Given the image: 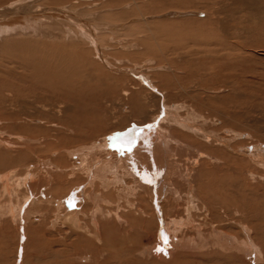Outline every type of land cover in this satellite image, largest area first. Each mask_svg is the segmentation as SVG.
Wrapping results in <instances>:
<instances>
[{"label": "rangeland", "instance_id": "rangeland-1", "mask_svg": "<svg viewBox=\"0 0 264 264\" xmlns=\"http://www.w3.org/2000/svg\"><path fill=\"white\" fill-rule=\"evenodd\" d=\"M17 6L22 9H18L19 11H24H20L21 14L16 15L21 18L14 15L15 25H20L19 23L22 24L24 21L25 25L33 24L35 27L32 26L34 29L30 28L31 31L27 28L24 30L25 32L17 29L0 34V50H2L0 51V136L9 142L18 143L21 140L20 144L22 139L27 138L26 140L30 141L28 144L32 143L30 147L36 151L38 160L44 161L49 158L52 163L59 164L60 170L50 172L55 181V185L51 183L52 185L48 187L47 192L50 191V193L44 192V196L39 195L40 201L37 200L36 195V201L31 203V208L29 207L28 210L30 215L25 211L26 214L21 217L25 222L29 221L27 222L28 225L25 223V225H21L22 228L20 225L18 227L17 224L15 225V228L20 227V231L25 233H23V238H18L17 230L14 229L13 231L14 227L9 228V219L4 226H0V264H82L81 261L79 263L78 260L73 259L74 248L70 245V241H67L69 238H66L65 241L63 237L71 236L68 234L72 232L71 226L75 221L74 216L78 217L85 225L90 224L91 215L89 212L91 213L97 205L87 199L88 190L83 192L81 189L86 183L85 176L81 173H76L75 176L71 174V163L78 159L73 158L72 161L69 160L70 162H68L65 157L67 155L64 154L65 150L73 151L79 148L96 147L105 142L104 140L108 136L125 132L136 126H148L164 106L170 109L172 104L175 106L179 104L194 105L195 108H191L197 109L200 113L203 120L202 122L200 119V122L204 124L203 126L200 123L201 127L206 128V130L202 128L203 130L208 131L212 127L216 131V135L219 134V136L224 137H229L225 132L227 129L234 131V134L230 135L234 139L231 144L241 147V151L236 153V157H226L223 154L221 158L235 160L233 159L235 157L238 162L247 167L250 162L247 160L249 159L247 154L255 151V147L262 149L261 153H264V0H0V11L4 7V9H12ZM59 9L64 10L68 15L56 12ZM23 13L24 15H22ZM27 16L30 19H27ZM76 17L83 21L82 24L87 30L94 29L98 52L90 41L91 38L85 36L82 38L80 32L76 34L71 30L77 28L73 24ZM72 19L74 20L72 21ZM66 28L75 35H68L69 37H67ZM25 37L28 38L23 39ZM16 38L18 42L16 41L15 44ZM27 39L34 43L30 41L29 45L26 44L29 43ZM8 40H10V44L11 41L14 42L12 43L13 46L6 43ZM37 41L41 42V45ZM19 42L26 45L23 46ZM17 45H19L20 50ZM9 46L16 47L18 52L15 53V49L10 52L9 50L12 48ZM20 46H23L24 49L23 47L21 49ZM35 49L39 51H35ZM54 50L56 51L54 52ZM34 52L39 53L40 58L37 57L39 61L36 57H32ZM49 52L50 54H48ZM47 55L49 56L47 57ZM68 65L70 66L69 69H67ZM66 73L69 77L66 76ZM142 77L148 79V83L157 90L158 94L144 84L141 80ZM169 131V135L170 133L174 134L170 135L173 137L182 134L181 137L187 141V146L185 149L184 147L169 146L171 152L169 154L171 155L160 158L159 162H161L155 168L157 173H162V178L164 177L165 180L163 184L156 186L157 189L164 187L173 179L174 173L172 171L177 175H174V180L179 176L182 180L178 177V182L181 181L183 185L180 184L186 187L184 183L190 178L185 177V173H187L184 172L186 162H189L188 167H190L189 164L194 156L192 160L195 162L199 148L203 147L201 150L207 151L206 143L201 138L200 133L190 134L177 128ZM189 135H192L191 139L186 138ZM199 143L202 145L199 146ZM20 144L15 147L11 146L12 149L0 146V173L14 172V177H21L26 173V166H39L37 159L32 158V156L23 155L21 157L20 154H15L20 149L23 150ZM194 145L196 146L194 147ZM178 149L181 150V153ZM61 150L64 152L60 153ZM55 151H57L56 158L49 156ZM194 151L195 154L194 156L191 155L190 159L188 153L192 154ZM208 151L212 153H210L212 156L213 149L210 147ZM214 152L217 156L222 155V152L217 149H214ZM100 155L105 158L104 154ZM182 155L187 156L189 161ZM242 156L246 157L244 158L245 161ZM173 160L175 161L172 163ZM168 162L170 163L168 164ZM179 163H181L180 166ZM153 164L155 165V163ZM166 164L167 167L169 166L168 170ZM249 164L252 166H248V170H245L247 174L245 175L249 176V179L244 178L245 175L239 171H230L229 174L225 175L226 177H216V183H225L226 181L227 186H223L217 192L210 191V195H214L217 201L223 205L226 204L228 208L225 212L220 211L216 208V202L212 201L215 202L211 210L212 216L206 217L214 226H217L218 230L230 235L231 238L238 235L240 230L244 228L243 226H246L247 229L252 230L254 239L257 237L260 239L264 248V170L258 169L251 162ZM200 165V174L202 175L203 172H206L205 166H208H204L203 161L200 162ZM149 166L146 165V169L143 166L134 168L137 171V177L133 180L136 181L133 184L137 185L136 190H138L137 188L142 189L140 194L136 193L133 187L125 190L121 185H117L118 188L109 192V194L111 193L110 197L106 194L109 200H105L109 204L111 202L115 209H110V207L100 203L99 209L104 210L106 208L107 211L114 210L119 213L109 220H107L109 216L107 211H103V220L101 216L97 217L99 221L111 222L114 220L117 224L105 226L110 256L106 262L101 260L93 263L91 257L90 262L86 264L218 263L209 260L206 255L208 252L211 255L219 254L216 252L215 246L211 245L215 240L207 238L209 235L204 236V232H210L211 225L204 224L197 213V209L202 215L204 213L200 208L202 207L201 204H204L203 202H207L204 196L206 193L200 191L199 196H195L193 200L190 198L191 204H188V200L184 202L183 194L182 203L180 199L175 201V196L168 198L165 194L162 198L157 195L155 204H153L154 202L146 199L147 191L145 188H154V185L145 183L142 178L143 174L149 176L145 175L147 179L152 176L154 169H152V164L148 169ZM251 167L253 168L251 169ZM195 171L198 173L197 169ZM196 172L195 174H197ZM233 172L238 174L237 177L232 175ZM41 173L45 174L43 170ZM169 173L172 175L171 178ZM166 174L169 175L168 178L170 179H167ZM257 177L261 178L257 179ZM139 178L145 184L140 182ZM209 178L212 185V177ZM233 179L234 182L232 183ZM133 181L130 178L126 185L132 186ZM63 182L62 187L60 183ZM248 183L249 185H246ZM253 183L256 187L253 186ZM234 186H236V192H239L235 193V199L227 197L224 193L228 192V187L233 188ZM77 188H79L78 191H76ZM21 189L23 191L24 188L21 187ZM224 189L228 190L223 191ZM94 191H99V189L97 190L96 187ZM247 191L251 192L247 193ZM26 194L29 195L24 190L23 196ZM158 194L160 195L162 192ZM241 194H244L243 197ZM253 194L257 197L256 199L253 197L250 199ZM248 199L251 202H248ZM15 200L17 201V199ZM15 200L14 202H16ZM157 202L159 203L157 204ZM186 205H190L188 206L190 210ZM157 206L164 221L172 211H176L175 208L179 213L180 208L185 207L184 210L188 209L187 213H191L190 216L192 215L195 223L203 226L202 228L205 230L202 232L196 230L197 226L189 225V227L187 226L189 231L184 228V230L181 229L182 232L184 231L183 233L178 230V234L174 235L176 229L175 226L172 227L171 235L168 232L169 236L167 237L169 240L172 239V243L173 239L176 238L180 242L184 237H192L193 240L191 241L195 243L189 250L183 251L184 254L182 255L175 250L177 244H168L170 247L165 252L169 255L164 252L165 255L163 254L159 258L162 259L161 261L152 254L155 248L159 247L157 251L160 248L164 249L163 235L161 234L164 226L161 225V222L164 221L156 215ZM75 207L78 208L77 211ZM168 210L170 213L167 212ZM187 213L186 215H188ZM70 215L73 216L72 219ZM117 216L123 221L120 225ZM233 216H236L237 219ZM17 218L18 216L15 220H20L18 221L20 224L21 219ZM253 219H256V222ZM43 223L49 227L44 228V231L36 230V227H42ZM256 226L258 231H256ZM86 227L87 229L81 230L86 236L85 238H92L91 240L96 243L93 239L95 232H92L88 225ZM10 231L13 234H10ZM179 232L184 237L179 235ZM199 234L202 236H198ZM36 237H38V241H36ZM185 239L187 240V238ZM188 244L190 243L188 242ZM21 246H23V251H21V255H18V249ZM97 246L102 248L100 243H97ZM228 246H223L224 250L222 251H227ZM218 251L220 252V248ZM83 252L94 257L93 252H86L81 249L82 254ZM238 254L241 255L239 252ZM237 258L238 261L232 260L234 261L233 264H239L240 260L242 261L240 264H242L244 261L242 255ZM19 259L21 260L18 263ZM245 259L247 260L246 264H264L263 256H260L259 259L254 256L245 257ZM229 260L227 257L225 264H232V262H228ZM219 264H224L223 258Z\"/></svg>", "mask_w": 264, "mask_h": 264}, {"label": "bare ground", "instance_id": "bare-ground-1", "mask_svg": "<svg viewBox=\"0 0 264 264\" xmlns=\"http://www.w3.org/2000/svg\"><path fill=\"white\" fill-rule=\"evenodd\" d=\"M66 2V1H65ZM69 2V1H68ZM33 3V2H32ZM62 3V1H61ZM35 4V3H34ZM55 4V3H54ZM74 4V3H72ZM28 5V4H27ZM71 6V5H70ZM24 7V6H23ZM25 7H28V6H25ZM73 7V6H72ZM5 8V7H4ZM1 9L0 11V34L1 33H6V32H10V31H15V30H23V32H25L24 30H26L27 28L30 29L32 28L33 24L30 25V24H24L22 22L19 23L20 25H15L16 24V21L13 19L14 15L16 16L17 14H21V11L22 9L17 6L16 8H7V9ZM18 9H21L20 11ZM25 9V8H24ZM35 10V9H33ZM56 12H58L59 14L61 13H64L66 16L68 15V13H66L64 10H61L59 9L56 10ZM19 14V15H20ZM24 15V13L22 14ZM26 15V14H25ZM28 15V14H27ZM35 15V14H34ZM64 15V16H65ZM71 15V14H70ZM75 15V14H74ZM73 15V16H74ZM76 16V15H75ZM18 17V16H16ZM28 17V16H27ZM18 18H21V17H18ZM17 18V19H18ZM66 18V17H65ZM73 18V17H72ZM113 18V17H111ZM27 19H30L29 17ZM20 20V19H19ZM25 20V19H23ZM70 20V19H69ZM74 19H72L73 21ZM26 21V20H25ZM29 22V21H27ZM31 22V21H30ZM29 22V23H30ZM34 22V21H33ZM82 20L79 19V18H75V22L73 23L77 28H74V29H71L74 33L77 34V32H80L83 38V36H85L86 38H91L90 41H92V43L94 44L93 46H95V49L96 51L98 52L99 51V48L97 47L98 44H96V36L94 34V29H89L87 30L85 28V25L82 24ZM35 23V22H34ZM38 23V22H36ZM81 23V24H80ZM15 25V26H14ZM83 25V26H82ZM35 27V26H33ZM34 29V28H32ZM68 28L65 29V33H67V37H69L68 35L70 36H74L70 31L67 30ZM31 31V29H30ZM34 31V30H33ZM76 31V32H75ZM22 33V31H21ZM2 35V34H1ZM1 37V36H0ZM28 37H25L23 39H26ZM17 39V38H16ZM32 39V38H31ZM6 40V39H5ZM29 41V39H27ZM4 41V40H2ZM10 40H8V42L6 43H9ZM18 42V39L15 40V44ZM21 41V40H20ZM24 41V40H23ZM31 41V40H30ZM30 41L29 43L27 42L26 44H30ZM89 41V42H90ZM96 41V42H95ZM25 42V41H24ZM33 42V41H31ZM38 42V41H37ZM12 43H14L13 41H11V44L10 46L12 45ZM21 43V42H19ZM18 43V44H19ZM34 43V42H33ZM39 43V42H38ZM37 43V44H38ZM3 44H5L3 42ZM25 44V45H26ZM41 45V42L39 43ZM21 45L25 46L24 43ZM9 46V47H10ZM13 46V45H12ZM16 46V45H14ZM19 45H17V48L20 50V48L18 47ZM22 46V47H23ZM35 46V44H34ZM32 46V47H34ZM8 47V46H7ZM21 47V46H20ZM21 47V49H22ZM29 47V46H28ZM31 47V48H32ZM44 47V46H42ZM41 47V48H42ZM52 47V46H50ZM65 47V46H64ZM69 47V46H68ZM12 48V47H10ZM29 48V49H31ZM37 48V46H36ZM1 49V48H0ZM8 49V48H6ZM5 49V50H6ZM15 49V53H16V47L12 48L11 50H9L10 52H13L12 50ZM24 49V47H23ZM40 49V47H39ZM32 50V49H31ZM46 50V49H45ZM2 51V50H0ZM35 51H39L37 49H35ZM42 51V50H41ZM41 51L39 52L41 54ZM48 51V50H47ZM56 50H54L55 52ZM8 52V50H7ZM18 52V51H17ZM22 52V51H21ZM27 52V51H26ZM53 52V51H52ZM51 52V53H52ZM9 53V52H8ZM39 53H35L32 54V57L34 56V58L38 57L40 58V55H38ZM79 53V52H78ZM22 54V53H21ZM20 54V55H21ZM50 54V52L48 53ZM58 54V53H57ZM25 55V54H24ZM28 56V55H27ZM49 55H47L48 57ZM25 57V56H24ZM31 57V56H30ZM27 58V57H26ZM37 58V59H38ZM43 58V56H42ZM52 58H54L52 56ZM28 60V59H27ZM34 60V59H33ZM42 60V59H40ZM35 61V60H34ZM39 61V59H38ZM27 62V61H26ZM33 62V61H32ZM51 62V61H50ZM64 62V61H62ZM66 63V62H65ZM71 65V64H70ZM47 66V65H46ZM62 68H63V65H62ZM61 68V69H62ZM70 66L68 65V68L69 69ZM59 69V70H61ZM63 70V69H62ZM66 71V69H65ZM73 71V70H72ZM62 72V71H61ZM60 73V72H59ZM58 73V74H59ZM69 73V72H68ZM75 73V72H74ZM63 74V72H62ZM67 74V73H66ZM52 75V74H51ZM60 75V74H59ZM64 75V74H63ZM68 76V74L66 75ZM63 77V76H62ZM69 77V76H68ZM141 80L144 82V84L148 87L151 88V90L154 92V93H157V90L150 84L148 83V79L147 78H144L142 77ZM69 82V81H68ZM158 94V93H157ZM162 95V94H161ZM203 98V97H202ZM205 98V97H204ZM205 100V99H203ZM200 102V101H199ZM61 105V104H60ZM189 105V104H188ZM172 106V108L169 109L166 108L164 106V108L160 109V112L158 114V116H156V118L154 119V121L149 124L148 126H145V127H140V126H136L132 129H129L125 132H121V133H118V134H115V135H112V136H108L105 138V142L99 144L98 146L96 147H89V148H79V149H75L73 151H70V150H65V153L67 156L66 159H68V162H70L69 160H73V158H77L78 160L76 162H72L71 163V166H70V171L71 174L73 176H75L76 173H81L85 176V180H86V183L84 184V186H82V191L85 192L86 190H88V195H87V199L90 200L91 203L97 205L96 208H94V210L89 214L91 215V223L90 224H86L88 225V228H90V230L92 232H95V234L93 235L96 241V243H94V240H91L89 239L88 237L85 238L86 236H84V234L82 233L83 229H87L86 225L80 221V219L76 216H71V219L73 218L74 220V224L72 223L73 226H71L72 228V232H70V234L68 235H71V236H64V240L66 241V238H69V240L67 241H70V245L72 246V248H74V251H75V255L73 257V259L75 260H78V262L80 263V261L82 262V264H86V263H89L90 260H91V257H92V263L97 261V262H100L101 260L105 261L108 259L109 260V256H110V253L108 251L109 250V244L107 242V239H106V232H105V226L108 224L112 225V224H116V222L114 220H111V222H108V221H102L103 220V211H107L106 208H104V210H101L99 209V205L100 203H103L104 205H106V207H110L113 208V204L108 201H105V200H109L106 196V194L108 195V197H110L111 193L109 194V192H111V190L113 189H116L118 188L117 185H121L123 187V189H129V188H132L134 189V191H136V193L140 194L142 191L141 188H137L138 190H136V184H133L135 183L136 181H133L136 179L137 177V171L134 169V168H137L138 166H143V168L146 167V165H150L149 167H147L148 169L151 167V164H152V169H154V171L152 172V176H150V178L147 179V176L146 174H143L142 175V178H143V181L149 185H154V188H145L146 191H147V197L146 199L148 198V201H152L154 202L153 204H155V200L157 199V195L164 198L165 194L168 196H175L174 199L176 201V199H180L181 201V198L183 197L182 194L184 195V202H186L188 200V204H191L189 199L192 198H195V196H199V193L200 191L201 192H205L206 194L204 195L205 198L207 199V202H203L204 204L202 205L201 204V208L200 210H203V215L201 214V212H199V210L197 209V213H198V217L202 218V221L204 224H208V225H211L210 227V232H204V236L206 235H209L207 238H213L215 241H213L211 243V245H214L215 248H216V252L219 253L218 255H211L209 252L208 254L206 253L207 255V258L209 260H214L218 263L216 264H219L221 258H223V262L224 264L227 262V257L228 259H230L228 262H232V264L234 263V259H236L238 261V258L237 257H243V263L242 264H246L247 263V260L245 259V257H250V256H254L256 259H259L260 256H263L264 257V248H263V245L260 241V239H254L253 237V232L251 229H247L246 226H243L244 228L242 230H240V232L238 233V235H235L232 236L233 238L229 237L230 235H226L224 234L222 231L218 230L217 226H214V224L208 219V217L206 216H212L211 214V210L212 208L214 207V204L216 202V208L220 209V211H226L227 210V205L223 203H220V201H217L215 199V196L214 195H210V191H213V192H217L219 191L220 188H222L223 186L226 185V181L225 183L223 182H217L216 183V177H224L225 175L229 174L230 171H239V172H242V175L246 174L245 170L247 168H249L248 166H252V164L250 165L249 163H253L255 166H257L258 169L262 168V170H264V153H261V150L260 148H257L255 147L254 150L251 154H247L249 155V157L247 156V159L248 161L250 160V162L247 164L248 166L246 167L245 164L242 165V163L238 162V159H236V153L241 151V147H238V145H232L231 142L234 141V139L232 137H230V135L234 134V131H232L231 129H227L225 132L226 134L229 135V137H224V136H219V134H215L216 131H214V129H212V127H210V130L208 131H205L203 130L204 128L201 127V124L203 122L202 120V117L200 115V113L198 112L197 109H192V108H195L194 105H183V104H179L177 106H175V104H172L170 105ZM144 107V106H143ZM192 107V108H191ZM214 111V110H213ZM205 112V111H204ZM210 116V115H209ZM36 118V117H35ZM229 118V117H227ZM27 119V118H26ZM200 119L202 122H200ZM208 119V118H207ZM29 120V119H28ZM153 120V119H152ZM214 120V118H213ZM4 121V120H3ZM38 122V121H37ZM206 122V121H205ZM211 122V121H209ZM213 122V121H212ZM39 124V123H38ZM203 124V123H202ZM207 124H208V121H207ZM214 124H215V121H214ZM141 125V124H140ZM206 125V123H205ZM226 125V124H225ZM204 126V124H203ZM207 127V126H206ZM181 129V131L183 130L184 132H188L190 134H199L200 133V136L201 138H203V140L205 141L206 143V149L207 151H202L201 149L203 148H199V152H198V155H196V159H195V162L192 160L195 156V151L194 153H188L190 154V159H191V155H193L194 157H192L191 159V163L189 164L190 167H188V163L189 162H186L185 160H182V161H185L186 164H185V168L184 169L185 171L184 172H187L185 173L186 176L185 177H190L188 178L189 180L184 183L186 185L185 186H182L183 183H180L178 182V177L176 180H174L175 175L176 173L172 171V173H174L173 175V179L166 183V185H164V187L162 186L161 188L157 189L156 186H158V184H163L164 183V180L162 178V173H157L156 171V166L161 162H159L160 158L162 159L163 156L167 155L169 157V153L170 150H169V146H173V147H185L187 146V141L186 140H183L184 137H181L182 134L180 135H175V137L173 136H170V135H174V134H171L169 135V130L170 129ZM203 128V129H202ZM208 128V127H207ZM215 128V127H214ZM173 132V131H172ZM79 134V133H78ZM187 134V133H186ZM1 135V134H0ZM180 136V137H178ZM190 136V137H189ZM188 137H186L187 139H191L192 135H189ZM226 136V135H225ZM69 137V136H68ZM80 138V137H79ZM238 138V137H237ZM18 139V138H17ZM20 139V138H19ZM22 139V138H21ZM27 139V138H26ZM26 139H22V142L21 144L18 142V143H15V142H9L5 139H3L1 136H0V146L2 147H6V148H9V149H12V147H15L17 144H20L22 145V148L23 150L20 149V151H17L15 154H20L19 156H23V155H28L29 157L32 156V158H35L37 159L38 155L35 154V150L32 149L30 147V145L32 144H28V141L29 140H26ZM30 139V138H29ZM109 140V141H108ZM201 140V139H200ZM199 140V141H200ZM16 141V140H15ZM202 141V140H201ZM30 142V141H29ZM41 142V141H40ZM38 144V143H36ZM34 144V145H36ZM94 144V143H93ZM189 144V143H188ZM201 143H199V146H200ZM33 145V146H34ZM191 145V143H190ZM193 145V144H192ZM202 145V144H201ZM12 146V147H11ZM40 146V145H38ZM81 146V145H80ZM87 146V145H86ZM196 145H194L195 147ZM193 147V148H194ZM213 149V155L211 156L210 155V151H208L209 149ZM18 148V147H17ZM39 148V147H38ZM70 148V147H69ZM5 149V148H4ZM74 149V148H72ZM174 149V148H173ZM183 149V150H184ZM188 149V148H187ZM192 149V147H191ZM214 149H217L219 151L222 152V155L220 156H217L214 152ZM1 150V149H0ZM3 150V149H2ZM172 150V148H171ZM179 150V149H178ZM198 150V149H197ZM196 150V151H197ZM180 153H181V150H179ZM243 151V150H242ZM257 151V152H256ZM57 151L55 152H52L49 154V156H53V158H56L57 157ZM60 153L61 152H64L63 150L59 151ZM177 152V150H176ZM175 152V153H176ZM183 152V151H182ZM185 152V151H184ZM244 152V151H243ZM11 153V152H10ZM179 153V154H180ZM186 153V152H185ZM38 154V153H37ZM100 154H104L105 155V158L102 157V155ZM179 154H177L179 156ZM187 154V155H188ZM197 154V153H196ZM212 154V153H211ZM223 154L227 157H231V156H235L233 159L235 160H232L231 159H228V158H221L223 156ZM238 154V153H237ZM184 155V154H183ZM182 155V156H183ZM242 155V154H240ZM238 155V156H240ZM244 155V153H243ZM181 156V157H182ZM8 157V156H7ZM172 157V156H171ZM184 157V156H183ZM187 156H185L184 158H186ZM218 157V158H217ZM241 157V156H240ZM243 157V156H242ZM2 158V157H1ZM31 158V159H32ZM51 158V159H53ZM179 158V157H178ZM238 158V157H237ZM246 158V157H243V159ZM30 159V158H29ZM169 159V158H168ZM188 159V158H186ZM242 159V160H243ZM246 160V161H247ZM38 163H39V166L36 165V166H26L25 168H27L25 171V175H22L21 177L20 176H17V177H14L13 176V173L14 172H11L9 173H0V186H1V191H0V226H4L5 225V222H7V219H9V224H10V227L9 228H13V231L14 229L17 230V234H18V238L21 239L23 238V233L22 231H20V227L21 225H25V223L27 224V222H25L24 220H22V216L25 215L28 210H29V207L31 208V203L35 202L36 201V195H37V200H39L38 196L39 195H42L44 196V192L46 193L48 191V187H50V185L54 184L55 185V181L53 180L52 176L50 175V172L51 171H59L60 168H59V164L57 165V163H52L51 160L48 158V160H38ZM158 161V162H157ZM169 161V160H168ZM171 161V160H170ZM175 160L172 161V163L174 162ZM179 161V160H178ZM189 161V159H188ZM203 161V164L204 166L207 165L208 167L205 166L206 168V172H203L202 175L200 174V162ZM245 161V159H244ZM18 162V161H17ZM184 162V163H185ZM22 163V162H21ZM155 163V165L153 164ZM170 162H168L169 164ZM178 163V162H177ZM176 163V164H177ZM161 165V164H160ZM164 165V163H163ZM175 165V163H174ZM173 165V166H174ZM181 165V163H179V166ZM253 165V166H254ZM178 166V165H177ZM178 166V167H179ZM160 167V166H158ZM164 167V166H163ZM169 167V166H168ZM167 167V164H166V169L168 170L169 168ZM177 167V169H179ZM183 167V166H181ZM253 167H251L252 169ZM255 168V167H254ZM257 168H255L256 170H258ZM20 169V168H19ZM139 169V168H138ZM146 169V168H145ZM193 171H192V170ZM197 169L198 173L195 171ZM202 169V168H201ZM238 169V170H237ZM18 170V169H17ZM43 170V172H45V174L43 175L41 173V171ZM62 170V169H61ZM69 170V169H67ZM187 170V171H186ZM248 170V169H247ZM64 171V170H63ZM66 171V170H65ZM163 171V170H162ZM255 171V170H253ZM259 171V170H258ZM17 172V171H15ZM52 172V173H53ZM67 172V171H66ZM139 172V170H138ZM142 172V171H141ZM145 172V171H144ZM184 172L182 171V173L184 174ZM193 172H194V175H193ZM195 172L197 174H195ZM68 173V172H67ZM180 172V174H182ZM264 173V172H263ZM19 174V173H18ZM55 174V173H53ZM170 174V173H169ZM182 174V175H183ZM192 174V175H191ZM250 174V173H249ZM248 174V175H249ZM253 174V173H252ZM258 174V173H257ZM262 174V173H261ZM147 177H146V176ZM191 175V176H190ZM232 175H236V173L233 172ZM238 175V174H237ZM236 175V177H237ZM240 175V177L242 176ZM247 175V174H246ZM244 176V178H248L249 176ZM255 175V174H254ZM25 176V177H24ZM65 176V175H64ZM82 176V175H81ZM141 176V175H139ZM138 176V177H139ZM167 177V179H170L171 178V174L170 176L168 174L165 175ZM168 176L170 178H168ZM196 176V177H195ZM68 177V176H67ZM77 177V176H76ZM184 177V179H185ZM209 177H212V185H211V180ZM226 177V176H225ZM243 177V176H242ZM263 177V176H262ZM132 178V186L130 185H126V182ZM180 178V177H179ZM239 178V177H238ZM243 178V179H244ZM255 178V177H254ZM260 179L261 177H257V179ZM162 179V180H161ZM181 179V178H180ZM179 179V180H180ZM249 179V178H248ZM67 180V179H66ZM69 180V179H68ZM140 182L142 181L140 178H139ZM138 180V181H139ZM174 180V181H173ZM182 180V179H181ZM256 180V179H255ZM142 181V183H144ZM230 181V180H229ZM239 181V180H238ZM249 181V180H248ZM257 181V180H256ZM263 181V180H261ZM260 181V182H261ZM234 182V179L232 181V183ZM252 182V180H251ZM52 183V184H51ZM130 183V182H129ZM144 183V184H145ZM179 183V184H178ZM244 183V181H243ZM245 183H247V181H245ZM256 183V182H255ZM259 183V182H258ZM59 184V183H58ZM57 184V185H58ZM124 186H123V185ZM199 186H198V185ZM231 184V183H230ZM254 184V183H253ZM252 184V185H253ZM260 184V183H259ZM264 184V183H263ZM64 185V182L63 183H60V186L63 187ZM239 185V184H238ZM241 185V183H240ZM239 185V186H240ZM246 185H249L246 184ZM262 186V184H260ZM120 186V187H121ZM166 186V187H165ZM227 186V185H226ZM255 186V184L253 185ZM21 187H23V191L25 190L26 192L29 193L26 194L25 196H23V191L21 189ZM59 187V186H58ZM85 187V190H83V188ZM97 187V190L99 189V191H94V189ZM144 187V186H143ZM142 187V188H143ZM185 187V188H184ZM245 187V186H244ZM256 187V186H255ZM259 187V186H258ZM236 186H234L233 188L231 187H228V189H224L223 191H227L228 192H224L226 194L227 197H230V198H234L235 199V193H239V192H236ZM57 189V187H56ZM101 189V191H100ZM120 189V188H119ZM132 189V190H133ZM242 189V188H241ZM246 189V187H245ZM248 189H250V187H248ZM46 190V191H45ZM79 188L76 189V191H78ZM144 190V188H143ZM238 190V189H237ZM251 190V189H250ZM115 191V190H114ZM129 191V190H128ZM254 191V190H253ZM59 192V191H58ZM126 192V191H125ZM161 193L162 194H158V193ZM168 192V193H166ZM248 192H251V191H247ZM48 194L50 193L47 192ZM117 193V192H115ZM114 193V194H115ZM172 193V194H171ZM240 193H241V190H240ZM243 193V192H242ZM105 194V195H104ZM121 194V193H120ZM75 195V194H74ZM123 195V194H122ZM126 195V194H125ZM242 195V194H241ZM244 195V194H243ZM242 195V197H243ZM23 196V197H21ZM49 196V195H48ZM51 196V195H50ZM63 196V195H62ZM72 196V195H71ZM117 196V195H116ZM166 196V198H167ZM238 196V195H237ZM75 197V196H74ZM253 197V199H256L257 197H255V195L253 194L252 196H250V199ZM139 198V197H138ZM237 198V197H236ZM17 199V201L15 200ZM23 199V201H21ZM58 199V198H57ZM62 199V197H61ZM173 199V198H172ZM250 199H248V202H251ZM259 199V198H258ZM257 199V200H258ZM14 200L16 202H14ZM63 200V199H62ZM83 200V199H82ZM198 200V199H197ZM238 200V199H237ZM241 200V199H240ZM243 200V199H242ZM54 201V200H53ZM72 201V200H71ZM117 201V200H116ZM174 201V200H172ZM178 201V200H177ZM178 201V202H180ZM212 201H215V202H212ZM254 201V200H253ZM22 202V203H21ZM69 202V201H68ZM75 202V200H74ZM170 202V201H169ZM168 202V203H169ZM246 202H247V199H246ZM258 202V201H257ZM16 203V204H15ZM44 203V202H43ZM42 203V204H43ZM46 203V202H45ZM151 203V202H150ZM159 202H157L158 204ZM161 203V202H160ZM177 203V202H176ZM182 203V201H181ZM237 203V201H236ZM239 203V202H238ZM255 203V201H254ZM259 203V202H258ZM257 203V204H258ZM49 204V202H48ZM47 204V206H48ZM152 204V203H151ZM156 204V205H157ZM175 204V202L173 203V205ZM197 204V203H196ZM241 204V203H240ZM260 204V203H259ZM45 205V204H44ZM74 205V204H73ZM94 205V206H95ZM199 205V204H198ZM34 206V205H33ZM39 206V205H38ZM46 206V205H45ZM93 206V207H94ZM103 206V205H101ZM172 206V205H171ZM177 206V204H176ZM187 206V205H186ZM190 206V205H188ZM187 206V208H188ZM237 206V205H236ZM259 206V205H258ZM86 207V206H85ZM118 207V206H117ZM168 207H169V204H168ZM173 207V206H172ZM171 207V208H172ZM175 207V206H174ZM182 207V206H181ZM192 207V206H191ZM245 207V206H244ZM45 208V207H44ZM76 208V207H75ZM161 208V207H160ZM177 208H179V206H177ZM177 208L176 209V213L174 211L171 212V209L170 212L169 210L167 211L168 213H170V215L166 218V220L164 221L161 217V214L159 212V208L157 206L156 208V215H158L160 217V220H163L164 222H161V225L163 226V230L161 232V234L163 235V241L162 243L164 244V249L162 250L160 248L159 251H157V249L159 248H155L153 249V255L155 258L159 259L163 256V254L165 255V251H168V247H170L168 244L172 243L171 240L167 239V237L169 236V233L171 232V230L174 228L175 226V233H173L174 235H177L178 234V230L182 232L181 229L184 230V228L189 231L188 227L189 225H191L192 227L193 226H197V229L196 230H200V231H205L201 226L197 225L192 217V215L190 216L189 213H187V210H184V208H180V211L179 213H177ZM240 208H241V205H240ZM246 208V207H245ZM257 208V206H256ZM35 209V208H34ZM48 209V208H47ZM78 208H76V211H77ZM115 209V206L114 208ZM173 209V208H172ZM234 209V208H232ZM248 209V208H247ZM31 210V209H30ZM40 210V209H39ZM50 210V209H49ZM179 210V209H178ZM184 210V211H183ZM190 210V209H189ZM235 210V209H234ZM240 210V209H239ZM245 210V209H243ZM258 210V209H257ZM26 211V213H25ZM33 211V210H31ZM35 211V210H34ZM38 211V210H37ZM48 211V210H47ZM162 211V210H161ZM186 211V212H185ZM236 211V210H235ZM242 212V210H240ZM109 216H108V219L109 218H113V216H116L117 212H115L114 210L113 211H107ZM120 212V211H119ZM174 212V213H173ZM231 212V211H230ZM255 212V211H254ZM259 212V211H258ZM32 214V212H30ZM56 213V212H55ZM59 214V212H57ZM77 213V212H76ZM75 213V214H76ZM81 214V212H79ZM85 213V212H84ZM87 213V212H86ZM186 213L188 215H186ZM252 213V212H251ZM261 213V211H260ZM29 214V212H28ZM35 214H38V213H35ZM34 214V215H35ZM228 214V213H227ZM233 215V212L231 213ZM253 214V213H252ZM30 215V214H29ZM239 215V213H238ZM236 215V216H238ZM243 215V214H242ZM16 216H18L17 219H21V222L20 224H18V221L20 220H15L16 219ZM28 216V215H27ZM26 216V217H27ZM88 216V215H87ZM98 216H101L102 220L99 221L97 218ZM106 216V215H105ZM235 216V217H236ZM45 217V216H44ZM76 217V218H75ZM158 217V218H159ZM226 217V216H225ZM224 217V218H225ZM232 217V216H231ZM233 216V218H235ZM243 217V216H242ZM247 217V215H246ZM31 218V217H30ZM106 218V217H105ZM119 221V225L120 223H123V221L121 219H119V217L117 216L116 217ZM245 218V217H244ZM11 219V220H10ZM28 219V218H27ZM33 219V218H32ZM116 219V220H117ZM196 219V218H195ZM226 219V218H225ZM228 219V218H227ZM237 219V218H235ZM246 219V218H245ZM28 220H31V219H28ZM42 220V219H41ZM51 220V219H50ZM62 220V219H61ZM64 220V218H63ZM200 220V219H199ZM241 220V219H240ZM254 220V219H253ZM256 220V219H255ZM254 220V221H255ZM66 221V220H65ZM228 221V220H227ZM226 221V222H227ZM247 221V219H246ZM249 221H251V219H249ZM253 221V223H254ZM233 222V221H232ZM252 222V221H251ZM256 222V221H255ZM68 223V222H67ZM106 223V224H105ZM234 223V222H233ZM232 223V224H233ZM13 226H12V225ZM17 224V227L18 225H20V227L17 229L15 228ZM238 224V223H237ZM241 224V223H240ZM250 224V223H249ZM28 225V224H27ZM71 225V224H69ZM220 225V224H219ZM223 225V224H222ZM228 225V224H227ZM242 225V224H241ZM254 225V224H252ZM42 226V225H41ZM67 226V225H66ZM75 226V227H74ZM188 226V227H187ZM221 226V225H220ZM251 226V225H250ZM31 227V226H30ZM33 227V226H32ZM49 227V225L45 226V224L43 223V226L42 227H36V230L38 229H41L42 231H44L45 229L44 228H47ZM173 227V228H172ZM187 227V228H186ZM255 227V226H254ZM260 227V226H259ZM1 228V227H0ZM22 228V227H21ZM24 228V227H23ZM29 228V226H28ZM35 228V227H34ZM226 228V227H225ZM230 228V227H229ZM232 228V227H231ZM80 229V230H79ZM209 229V228H208ZM224 229V228H222ZM228 229V228H227ZM255 229V228H253ZM166 230V231H165ZM5 231V230H3ZM23 231H25L23 229ZM48 231V230H47ZM173 231V232H174ZM194 231V230H193ZM242 231V232H241ZM256 231H258L257 229V226H256ZM2 232V231H1ZM7 232V231H6ZM16 232V231H15ZM26 232V231H25ZM169 232V233H168ZM5 233V232H4ZM36 233V232H35ZM90 233V232H89ZM180 233V232H179ZM179 234L182 236V234ZM10 234H13L12 231H10ZM9 234V235H10ZM25 234V233H24ZM27 234V233H26ZM51 234V233H50ZM172 234V235H173ZM256 234V232H255ZM260 234V233H259ZM15 235V234H14ZM88 235V234H87ZM156 235V234H155ZM171 235V233H170ZM60 236V235H59ZM192 236V235H191ZM198 236H202V234H199ZM12 237V236H11ZM28 237V235H27ZM62 237V235H61ZM90 237V236H89ZM184 237V236H182ZM256 237V236H255ZM8 238V237H7ZM26 238V237H25ZM166 238V239H165ZM175 238V237H174ZM187 238V240L185 239ZM188 238L189 237H184V239H182L180 242L179 240L177 241V239H173V243L172 245H175L177 244L176 246V251L178 252L179 251V254L182 255L184 254L183 251H187L189 250L191 247H192V244L195 243L194 241H191L193 240L192 237L189 238V241H188ZM206 238V237H205ZM60 239V238H59ZM128 240V239H127ZM197 240V238H196ZM36 241H38V237H36ZM35 241V242H36ZM201 241V240H200ZM23 242V241H22ZM21 242V243H22ZM167 242V243H165ZM188 242L190 244H188ZM20 243V245H21ZM39 243V242H38ZM58 243V242H57ZM88 243H90L88 245ZM97 243H100L102 245V248H99V246H97ZM181 243V244H180ZM40 244V243H39ZM180 244V245H179ZM198 244V243H197ZM196 244V245H197ZM179 245V247H178ZM206 245V244H205ZM210 245V246H211ZM225 245H229L228 246V250L227 251H222L224 250L223 246ZM233 245V246H232ZM62 246V245H61ZM232 246V248H231ZM173 247V246H172ZM178 247V248H177ZM200 247V246H199ZM85 248V249H84ZM167 248V250H165ZM175 248V247H174ZM220 248V252L218 251V249ZM81 249H83L84 251H88V252H93L94 253V257L93 256H90L88 253L87 254H84L85 252H83V254L81 253ZM147 249V248H146ZM232 249V250H230ZM144 250V249H143ZM196 250V249H195ZM21 251H23V246L20 247V249H18V255H21ZM169 251H171L169 249ZM175 251V252H176ZM194 251V250H193ZM209 251V250H208ZM212 251V250H211ZM215 251V250H214ZM151 252V251H150ZM165 252V253H164ZM174 252V253H175ZM199 252V251H198ZM207 252V251H206ZM241 253L240 254H238ZM147 253V252H146ZM171 253V252H170ZM204 253V252H202ZM213 253V252H211ZM17 254V253H16ZM143 254V253H142ZM167 254V253H166ZM216 254V253H215ZM169 255V253L167 254ZM194 255V254H193ZM205 255V253H204ZM143 256V255H142ZM172 256V255H171ZM20 257V256H18ZM169 257V256H168ZM193 257V256H192ZM191 257V258H192ZM221 257V258H219ZM198 258V257H197ZM204 258V257H203ZM212 258V259H211ZM206 259V257H205ZM21 259L18 260V263ZM151 260V259H149ZM153 260V259H152ZM162 260V259H161ZM159 259V261H161ZM166 260V259H164ZM204 260V259H203ZM202 260V261H203ZM240 260V259H239ZM158 261V260H157ZM167 261V260H166ZM207 261V260H206ZM213 261V262H214ZM241 261V260H240ZM239 261V264L242 262ZM211 262V261H210ZM116 263V262H115ZM159 263V262H158ZM198 263V262H197ZM70 264V263H69ZM96 264V263H95ZM108 264V263H107ZM113 264V263H112ZM200 264V263H199Z\"/></svg>", "mask_w": 264, "mask_h": 264}]
</instances>
